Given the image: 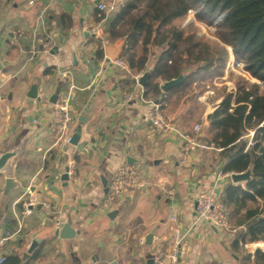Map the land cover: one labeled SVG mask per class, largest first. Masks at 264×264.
<instances>
[{
    "label": "crops",
    "instance_id": "crops-1",
    "mask_svg": "<svg viewBox=\"0 0 264 264\" xmlns=\"http://www.w3.org/2000/svg\"><path fill=\"white\" fill-rule=\"evenodd\" d=\"M95 5L94 0H0V155L14 152L0 168V239L10 234L0 253H17L32 264H152V254L169 247L177 223L194 226L179 264H244L245 254L252 260L260 247L250 242L233 247L241 228L234 219L233 230L196 220L197 192L213 187L221 197L232 183L221 170L218 151L211 145L196 148L181 163L177 119L169 118L171 129L154 133L150 100L140 97L143 88L137 81L122 85L140 74L111 63L123 58V39L102 47L82 29L84 22L98 21ZM13 31H19L17 38ZM32 84L38 85V99L27 97ZM59 86L57 100L68 104L72 131L80 117L86 118L76 145L63 143L53 129L49 98ZM127 92L133 93L130 101L123 100ZM220 100L203 103L202 141L206 116ZM71 159L75 177L65 178ZM126 162L139 166L145 188L108 204L102 183L107 185L116 167ZM163 177L172 180L174 199L166 198L158 185ZM7 178L11 185L5 192ZM30 193L37 203L25 216L21 203ZM66 221L80 232L71 239L55 234ZM153 228L151 244L145 245V234ZM32 241L36 245L23 257Z\"/></svg>",
    "mask_w": 264,
    "mask_h": 264
},
{
    "label": "trees",
    "instance_id": "trees-1",
    "mask_svg": "<svg viewBox=\"0 0 264 264\" xmlns=\"http://www.w3.org/2000/svg\"><path fill=\"white\" fill-rule=\"evenodd\" d=\"M189 10L215 25L223 44H210L191 31L192 23L176 24ZM103 15L95 10V20ZM104 25L110 40L123 39L121 56L130 73L150 72L142 96L157 101L160 110L165 109L167 94L181 90L189 73L209 69L215 59L226 63L225 44L242 62L244 71L258 81L239 80L235 92H227L207 114L202 131L207 144L218 151L223 173L250 171L244 186L230 183L221 193L225 213L241 225L233 247L264 241V0H121ZM97 53L101 55L100 48ZM180 73L185 75L184 81L168 90L154 81L164 82ZM135 82L126 79L122 85ZM7 224L11 227L12 222ZM253 255L255 264H264L261 249ZM242 260L249 262L250 255L245 254ZM3 263L32 264L17 253L4 254Z\"/></svg>",
    "mask_w": 264,
    "mask_h": 264
},
{
    "label": "built area",
    "instance_id": "built-area-1",
    "mask_svg": "<svg viewBox=\"0 0 264 264\" xmlns=\"http://www.w3.org/2000/svg\"><path fill=\"white\" fill-rule=\"evenodd\" d=\"M35 0H29V3H33ZM96 9L103 12V18L92 24L83 23L82 29L93 39L100 42L101 46L109 45L110 39L108 32H106L103 21L107 18L108 13L115 11L118 7V3L115 0H100L96 5ZM42 19V18H41ZM15 38L19 36V31H13ZM15 41V40H14ZM13 41V42H14ZM44 47L50 50V43L44 42ZM113 66L117 67L126 73H130L128 62L121 57H116L111 60ZM137 81V76L135 77ZM133 93L127 92L123 96L124 101H130ZM141 99L142 89L140 91ZM3 100L1 86H0V109ZM151 104V110L149 112V120L151 121L152 129L156 134H162L166 130L171 129L170 122L164 116L159 109L157 102L149 101ZM205 120L200 118V123L194 124L189 132H181L175 130L176 136L180 141V149L178 159L179 162H185L189 153L196 148H207L209 145L207 142L199 139V133L201 131V123ZM72 123L73 117L68 108L66 100H57L53 107V129L55 130L58 138L66 144H70L72 136ZM252 135V131L249 132ZM66 175L68 178L75 177V162L74 160H68L66 166ZM219 175V174H218ZM158 185L163 190L164 195L168 199H174L175 190L172 180L167 177L160 178ZM144 189L145 184L141 181V170L139 166L132 163H122L117 166L112 177L106 185V192L104 195V201L108 204L116 203L123 199L128 191L136 188ZM195 215L196 220L208 226L215 228H223L226 224L225 205L220 195L215 188L201 190L197 192L195 196ZM37 198L34 194L24 199L21 203V212L27 216L31 213L32 208L36 205ZM170 219L175 222V217L171 216ZM193 224L181 228L177 223L172 228L171 239L169 247L166 249L156 250L151 257L152 264H179L180 260L185 257L188 248V238L191 236L193 230ZM10 237V234L4 235L0 239V248L6 238ZM4 254L0 253V264H4ZM244 264H255L252 260Z\"/></svg>",
    "mask_w": 264,
    "mask_h": 264
},
{
    "label": "rangeland",
    "instance_id": "rangeland-1",
    "mask_svg": "<svg viewBox=\"0 0 264 264\" xmlns=\"http://www.w3.org/2000/svg\"><path fill=\"white\" fill-rule=\"evenodd\" d=\"M117 1L119 3L121 0ZM179 23L185 25L192 23L191 31L201 34L210 44L216 42L223 44L218 36L219 31L215 25L209 24L205 19L200 20L195 17L194 10H189L183 19L176 22V24ZM225 47L229 54L226 63L215 59L213 66L209 69L196 70L195 72L189 73L186 83L181 90L167 94L165 109L161 111L168 121L171 117L177 119L176 121L180 131H189L193 124L200 121V113L202 112L204 102L212 103L217 98H222L227 92H235L236 83L239 80L246 79L249 82H258L249 75L250 73L244 71L242 62L237 61L236 54L233 53L232 49L226 44ZM154 81L162 84L160 79H154ZM226 218V224L223 228L226 227L228 230H233V219H231L228 213L226 214ZM250 243H259L258 246L260 249L264 250L262 248L264 241H253ZM113 253L115 254V251ZM103 254H106L110 258L114 256L108 252H104Z\"/></svg>",
    "mask_w": 264,
    "mask_h": 264
},
{
    "label": "water",
    "instance_id": "water-1",
    "mask_svg": "<svg viewBox=\"0 0 264 264\" xmlns=\"http://www.w3.org/2000/svg\"><path fill=\"white\" fill-rule=\"evenodd\" d=\"M100 0H94V3L97 4ZM86 35V34H85ZM54 49L56 50V47H54ZM150 75V72L148 70L142 72L138 77H137V83L143 87L148 79ZM185 79V75L184 74H179L177 77L175 78H171L169 80H166L164 82H162V84L160 85V88L162 90H168L169 88L175 87L179 84H181ZM60 91V86L56 87L54 93L50 96L49 98V102L51 103H55L57 101L58 98V93ZM38 85L37 84H32V86H30L28 93H27V97L32 98V99H38ZM155 103L157 101H154ZM86 121V118L84 116L79 118V124H77V126L74 128L72 136H71V141L70 143L72 145H76L77 142H79V137H80V132H81V125L84 124V122ZM14 154V152H5L3 154L0 155V168L3 167L4 163L6 162V160L12 156ZM130 162V161H128ZM63 177L68 178L66 173L63 174ZM250 178V171L246 170L244 172H232L230 173V179L232 181V183H242L247 181ZM103 186H104V191H106V182L105 180L103 181ZM11 185V179L7 178L5 181V188L4 191L7 192L9 187ZM39 207V205L37 206ZM156 228H153L152 230H150L149 232H147L145 234V238H144V244L145 245H150L151 241H152V237L153 235H155ZM78 232L71 224L70 221H66L64 222L61 227H58L55 230V234L61 238V239H71L73 237H75ZM2 237H4L2 235ZM36 245L35 241H32L30 246H29V250H27L26 253L23 254V257L27 256V253H29V251L31 252L32 249L34 248V246ZM264 252V250H262ZM152 261L149 259V263H151Z\"/></svg>",
    "mask_w": 264,
    "mask_h": 264
},
{
    "label": "bare ground",
    "instance_id": "bare-ground-1",
    "mask_svg": "<svg viewBox=\"0 0 264 264\" xmlns=\"http://www.w3.org/2000/svg\"><path fill=\"white\" fill-rule=\"evenodd\" d=\"M259 244V243H258ZM262 248H264V244L262 245Z\"/></svg>",
    "mask_w": 264,
    "mask_h": 264
}]
</instances>
